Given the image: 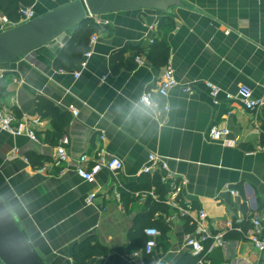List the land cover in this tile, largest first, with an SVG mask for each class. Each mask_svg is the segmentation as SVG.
Returning a JSON list of instances; mask_svg holds the SVG:
<instances>
[{"label":"crops","instance_id":"0c3cea01","mask_svg":"<svg viewBox=\"0 0 264 264\" xmlns=\"http://www.w3.org/2000/svg\"><path fill=\"white\" fill-rule=\"evenodd\" d=\"M69 1L33 0L31 8L38 16ZM181 3L163 13L102 16L91 55L72 70L54 68L58 42L0 66L10 93L5 105L42 124L37 142L0 130V196L46 264H77L80 252V264H181L191 255L187 236H198V228L208 236L209 264H264V252L244 235L253 217L264 231V0ZM154 42L164 44L177 82L157 98L166 112L139 103L164 68L152 57ZM122 50L115 66L111 57ZM207 84L219 89L216 96ZM241 86L261 102L254 111L242 106ZM38 96L69 116L55 143L48 141L52 124L36 112ZM213 126L227 128L228 137L211 140ZM63 139L70 162L50 165ZM29 155L41 166L31 167ZM150 155L166 169L143 173ZM81 156L87 165L115 157L122 169H102L88 184L75 172ZM172 182L183 183L175 206L167 203ZM186 205L193 211L183 213ZM198 210L205 213L200 227ZM147 228L160 233L151 257L142 255ZM229 232L237 236L226 239ZM84 247L95 252L87 257Z\"/></svg>","mask_w":264,"mask_h":264},{"label":"built area","instance_id":"2783aa9c","mask_svg":"<svg viewBox=\"0 0 264 264\" xmlns=\"http://www.w3.org/2000/svg\"><path fill=\"white\" fill-rule=\"evenodd\" d=\"M19 15L20 16L17 21H11L6 16L0 13V32H4L11 28L25 24L36 17V14L31 7H21L19 9ZM149 27L150 29L153 28L152 26ZM94 43L95 37L93 35L89 41V51L84 54L85 58H88L91 55V49ZM135 61L139 63L140 57L137 56L135 58ZM176 84L177 82L174 77V70L168 62L161 72V76L158 80V83L156 84V87L154 89L146 91L140 98L139 103L147 107L162 108L163 111L166 112L168 109L167 105L165 103H160L157 98L165 99L168 95V91L173 88ZM207 86L211 89L213 96H216L218 94V88L214 87L212 84H207ZM184 91L188 92L189 88ZM238 95L240 97L242 106L248 111H254L261 105V102L259 100L254 99L252 97V92L250 91V89L245 86H241L238 88ZM145 100L148 101L147 104H145ZM41 125V119L38 117L34 119L17 118L11 110H8L6 108L0 110V130L7 132L12 136L25 135L30 140L37 142L38 138L36 131H38ZM228 135L229 130L225 127L220 128L213 126L209 129L208 132L209 138L214 141L222 140L228 137ZM66 145L67 141L63 139L61 145L56 148L55 156L50 165L60 167L62 164H69L70 160L66 151ZM87 162V157L81 156L78 160L74 162V168L76 175L88 184L94 182L96 175L102 169H106L112 173L118 172L122 169L121 161L115 157L95 161L91 165H87ZM45 167L42 166V170H46L47 168ZM153 169L165 170L166 163L157 156L150 155L148 157V164L142 169V172L145 174H150ZM182 185L183 183L176 184L175 182H172V189L168 193V196H170L171 201H169L168 199L167 203L175 206L173 199L177 196V194H179ZM181 211L186 214L190 211H193V209L191 205H186L185 209ZM197 215V224L198 227H200V223L205 218V213L202 210H198ZM248 223L249 229L244 232V235H246L247 240L250 242V244L255 250L259 252H264V231H262L261 220L258 217H253L249 219ZM197 232L199 234L198 236H187L186 244L190 248L191 256L197 259L198 264H209L207 255L209 253L210 248H206L204 245V242L208 239V236L205 234V231L200 228H198ZM143 234L145 237V242L142 250V255L145 257H151L157 247L160 233L155 228H147L143 231ZM224 241L225 240L222 239V235L213 236V242L219 246L223 245ZM138 255H140V253L133 254V256ZM139 264L155 263L145 261L141 258Z\"/></svg>","mask_w":264,"mask_h":264},{"label":"water","instance_id":"95a60500","mask_svg":"<svg viewBox=\"0 0 264 264\" xmlns=\"http://www.w3.org/2000/svg\"><path fill=\"white\" fill-rule=\"evenodd\" d=\"M181 0H71L31 21L0 32V66L15 62L50 43L64 46L75 28L88 19L127 11L167 12ZM0 264H46L18 218L0 196Z\"/></svg>","mask_w":264,"mask_h":264},{"label":"trees","instance_id":"16d2710c","mask_svg":"<svg viewBox=\"0 0 264 264\" xmlns=\"http://www.w3.org/2000/svg\"><path fill=\"white\" fill-rule=\"evenodd\" d=\"M34 4L33 0H0V13L4 16H6L11 21H17L19 19V9L21 7H32ZM163 19L160 20L159 25L161 26V22ZM100 30V27L98 24L95 23L94 20L88 19L84 22H81L73 31L71 34L69 40L67 43L62 47L59 55L54 61V68L58 70H72L77 65L82 64L84 58V54L89 51V41L90 38L97 34ZM152 52V57L155 60H157L158 65L160 67H164L166 64L165 61V46L162 42H154L153 46L150 47ZM124 50L120 51L119 53L115 54L111 57L112 63H114L115 66H118L120 64L121 56L123 54ZM119 58V59H118ZM162 60V61H160ZM7 82L4 80L3 77L0 78V110L6 108L8 110H11L13 114L17 118L18 115L14 112V110L8 106L5 105L7 98L9 97L10 93L7 90ZM35 109L37 114L43 118L48 119L50 123L53 126L54 129V135H52L51 139L49 138L48 141L51 143H55V140L60 137L62 134L64 128L68 125L69 122V116L65 113H60L57 107L47 100L44 97L38 96L35 99ZM28 161L33 168L40 167V159L36 157L35 155H29ZM157 184L155 183V186ZM159 210V209H165L164 206H161L160 204H155L153 210ZM244 213L246 214V210H244ZM249 226V225H248ZM247 229V223L243 224V230L245 231ZM192 231V228L191 230ZM235 232H229L225 235L226 239H231L236 237ZM89 247H84L82 251L85 252V254L88 256L91 255V253H94V249L90 250V253H86ZM81 252L79 253V255ZM78 256L76 259V263H81V256ZM181 264H198L197 259L192 257L191 255H188V258L181 262Z\"/></svg>","mask_w":264,"mask_h":264},{"label":"clouds","instance_id":"9594fccd","mask_svg":"<svg viewBox=\"0 0 264 264\" xmlns=\"http://www.w3.org/2000/svg\"><path fill=\"white\" fill-rule=\"evenodd\" d=\"M144 102H145V104H147V103H148V101H147V100H145Z\"/></svg>","mask_w":264,"mask_h":264}]
</instances>
